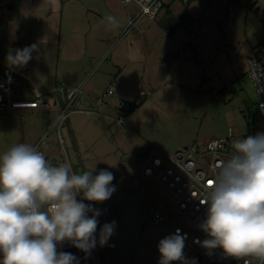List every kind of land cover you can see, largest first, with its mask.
I'll return each mask as SVG.
<instances>
[{
	"label": "rangeland",
	"instance_id": "1",
	"mask_svg": "<svg viewBox=\"0 0 264 264\" xmlns=\"http://www.w3.org/2000/svg\"><path fill=\"white\" fill-rule=\"evenodd\" d=\"M189 1L195 2L191 6V20H198L199 23L194 37L189 38L188 32L185 33L193 45L185 47L187 52L184 59L190 62L185 64L191 65L187 71L194 78V92L176 95L175 101L168 100L164 105L149 102L141 106L146 98L140 96L134 100L132 109L119 112L125 120L121 126L105 119L71 114L68 119L70 129L68 122L61 127L65 156L57 144L55 131H51L46 138L51 145L47 147L45 155L54 165L68 163L77 173L95 169L93 175L100 170L114 174L112 185L115 191L108 200L102 203L83 201L99 211L98 220L115 222L113 233L103 246L99 243L100 228H97L95 247L100 264L109 263L110 253L113 264H159V241L173 235V227L180 222L165 186L154 178L141 176V163L148 154L171 155L180 142L190 139L186 146L213 137L225 138L230 132L236 138L264 132V118L248 77L247 62V58L260 45L258 39L264 35V10L258 11L254 0H230L229 4L236 6V13L229 24L226 20L227 9L222 1L205 3L209 11L207 18L201 17L203 9L196 5L200 0ZM82 2L88 5L95 2L101 6L103 4V0H76L72 4L78 6ZM108 2L115 17L105 9L97 13L85 8L79 31L72 28L69 17V14L79 13L78 9L72 10L67 6L62 12L61 3L55 15L51 14L30 25L25 24L21 35L17 34V27L21 23H13L9 34L0 35V63L9 65L6 56L17 46L38 44L39 52H33V58L25 66L12 67L25 87L46 91L53 85L56 76L57 82L63 81L57 71L61 70L66 50L78 43L79 46L86 44L92 47L96 37L118 28L123 17L127 23L128 12L134 11L133 7L120 4L119 0ZM174 4L186 11L182 0H174ZM108 17H113L115 22L109 21ZM2 18L6 26L8 18L6 15ZM94 19L97 24L91 28ZM211 21L224 33V44L217 29L210 27ZM178 34L175 37L177 40L171 39L176 45L184 36V33ZM117 37L114 35L103 39L107 44L108 40L111 41L112 46ZM164 39L169 40L168 37ZM126 40H120L118 45L122 46ZM110 64L109 57L95 71L94 78L113 71L115 74L118 69L113 67L111 70ZM109 76L116 87L118 84ZM134 78L132 73L126 72L119 83L120 87H127L132 93L137 85ZM124 84L127 86L124 87ZM213 91L219 94L214 95ZM53 116L47 111L0 112V155L17 144L31 146L45 134ZM81 198V194H78L77 199ZM157 211L163 215L159 224L153 219ZM183 253V261L172 264H207L198 260L195 250L185 243Z\"/></svg>",
	"mask_w": 264,
	"mask_h": 264
},
{
	"label": "clouds",
	"instance_id": "2",
	"mask_svg": "<svg viewBox=\"0 0 264 264\" xmlns=\"http://www.w3.org/2000/svg\"><path fill=\"white\" fill-rule=\"evenodd\" d=\"M33 52H39L36 43L10 50L6 60L23 67ZM230 147L231 155L209 181L207 214L200 224L208 238L201 246L232 257L264 258V132L235 139ZM94 170L77 173L68 163L54 165L27 144L0 155V264H76L72 253L57 250L65 242L90 253L100 213L83 201L102 203L115 191L114 174L100 170L93 175ZM114 223L100 228L101 246ZM183 249L179 234L161 239L159 264L183 261Z\"/></svg>",
	"mask_w": 264,
	"mask_h": 264
},
{
	"label": "built area",
	"instance_id": "3",
	"mask_svg": "<svg viewBox=\"0 0 264 264\" xmlns=\"http://www.w3.org/2000/svg\"><path fill=\"white\" fill-rule=\"evenodd\" d=\"M12 0L0 1V13L3 8ZM160 0H120L127 7H133L129 11L127 23L122 33L113 42L105 59L111 49L132 29L137 27L139 21L150 15ZM187 3V0H183ZM203 9L202 17L209 16L208 10L203 2H200ZM132 10V9H131ZM236 12L235 5H229L226 20L231 22ZM210 27L216 28L220 35V41L225 43L223 32L214 22L209 23ZM199 27L198 20H191L185 26L189 38L195 36ZM17 46L16 49H23ZM248 77L253 85L256 94L257 105L264 118V42H262L247 58ZM97 70L94 66L88 74L90 77ZM22 82L16 76L14 68L10 65L0 63V112H41L51 111L54 116L46 127V132L33 143L32 147L45 155L44 148L48 146L46 138L51 131H55L57 144L65 156L63 148V137L61 127L68 121L71 114H90L97 111L104 103L105 97L113 95V86L109 85L105 90L96 96L97 108L89 110L78 107V100L84 93V84L70 86L66 81L56 82L47 91L34 90L32 93L23 92ZM151 91L142 89L139 92L141 97H148ZM218 95V91H213ZM114 122L117 125L125 124L123 115L118 113ZM236 138L230 132L225 138L213 137L204 142L195 141L189 146L179 147L171 155L153 154L148 156L141 163V176L143 178H154L160 181L166 188L168 196L180 216V222L173 227V235L179 234L184 238V243L195 250L198 259L207 264H264V258L255 256L232 257L224 254L220 248L206 249L202 247V241L207 235L200 229V224L205 220L207 214L206 200L209 190V181L214 180L218 166L221 161L229 158L231 143ZM246 138V137H245ZM45 158L50 161L49 157ZM154 222L159 224L163 215L157 211L153 215ZM58 251L72 253L76 258V264H100L96 247L90 253H84L72 246L70 242L57 245ZM2 259V254H0Z\"/></svg>",
	"mask_w": 264,
	"mask_h": 264
},
{
	"label": "crops",
	"instance_id": "4",
	"mask_svg": "<svg viewBox=\"0 0 264 264\" xmlns=\"http://www.w3.org/2000/svg\"><path fill=\"white\" fill-rule=\"evenodd\" d=\"M75 1L76 0H12L5 6L6 9H3L5 11L4 14L0 16V35H4L7 32L9 34V30L13 23H21L20 26H18L19 28L17 27V34L21 35L24 32L25 24L30 25V23L47 18L51 14L55 15L60 3L62 6V12L67 6L69 9L72 8V10L78 9L79 13L69 14L72 21V28L77 31H79L82 27L81 24L84 20L83 16L85 14V8L93 9L94 12L97 13H101L102 10L105 9L107 12H110L113 17H115L108 0H103L102 6L99 2H95V4L90 3L88 5L85 3L86 1L79 3L77 4L78 6H76L75 4H72ZM218 1H222L225 9L228 10L230 0ZM200 2H203L205 5L206 2L212 3L215 2V0H200ZM200 2H196V5L201 7ZM119 3L121 4L120 0ZM182 3H184L183 0ZM190 3L191 2L189 0H187V3H184L186 5V11L183 12L179 7L175 6L174 0H160V2H158V4L154 7L152 13L143 17L139 21L138 27L130 30L125 35L123 39L127 38V40L124 41V44H122V46L118 45V43L123 40L121 39V41H119L111 49L110 54L105 59H103V57L111 48V41L108 40L107 44L106 40L103 38L108 39L107 37L111 38L114 35L119 36L126 26L125 17H123V21L120 23L118 28L111 30L105 35H99L100 37H96V43H94L92 47H88L86 44H81L79 46L78 43V45L76 44L74 48L70 47L68 51L66 50L61 70L57 71V75L59 72V76H62L63 81H66L70 86L84 84V93L78 100V107L89 110H95V108H97V94L103 92L109 85H112V79L109 75H111L113 80L118 84L116 87L112 85L113 95L105 97L104 103L99 109H97V111L90 114H74H83L98 119H105L109 122H114V118H116L120 111L123 109L127 111V107L125 105L134 104V100L140 98L139 92L142 89H149L151 93L148 97H145L146 100L141 104V106L149 102L155 104L159 102L158 104L164 105L167 104L168 100L171 102L175 101L174 99L176 98V95L180 96L184 92H194V78L189 74V71H187V68L191 67V65L189 66V64H185L188 60L184 59L186 58L185 54L187 52L185 47L193 45L190 40L186 38L187 34L185 33L187 32L185 27L180 25L173 30L172 34L168 35L160 25V22H162L165 17L170 15L174 17L185 16V22L191 21V6L194 5L195 2ZM254 3L257 5L258 11L264 10V0H254ZM1 13H3V11ZM3 15H6L8 18L6 26L4 24L5 20L2 18ZM152 15H154L153 18L151 17ZM85 19L88 20L90 18L85 17ZM96 24L97 20L94 19L91 28ZM179 32L180 34L184 33V36L181 41L178 42L179 44L176 45V43L171 39L177 40L175 37L179 35ZM164 35H167L165 37H168L169 40H165ZM258 40V44L264 42V35H262ZM109 57L111 70H113V67L118 69L115 74L113 71V73L109 72L106 76L101 74L94 78V74L96 73L94 72L90 77H88V73L94 66L97 65L98 70L100 65L104 61H107ZM126 72L132 73L135 77L134 79H137L136 88L132 93L130 92L131 90L125 87L127 86L126 84H124L125 88H121V85H119ZM57 81L56 76L54 83ZM21 89L27 94L32 93L35 90L29 86L25 87L23 83ZM47 112L53 113L49 110ZM67 124L70 129V123L68 122ZM190 140L180 142L176 149L178 147L188 145ZM50 145L51 144L48 143L47 147ZM47 147L44 148V152ZM148 156H150V154H148ZM51 160L55 161V158H52ZM98 221L99 228L103 227L106 223L113 222V220Z\"/></svg>",
	"mask_w": 264,
	"mask_h": 264
},
{
	"label": "trees",
	"instance_id": "5",
	"mask_svg": "<svg viewBox=\"0 0 264 264\" xmlns=\"http://www.w3.org/2000/svg\"><path fill=\"white\" fill-rule=\"evenodd\" d=\"M186 17L185 16H180V17H174V16H167L163 19L162 22H160L161 27L166 31L168 35L172 34L173 30L180 25H183L184 27L187 25L188 22H185ZM127 107V110L129 111L130 109L133 108L132 104L125 105ZM123 109V108H122ZM200 260V259H198Z\"/></svg>",
	"mask_w": 264,
	"mask_h": 264
},
{
	"label": "flooded vegetation",
	"instance_id": "6",
	"mask_svg": "<svg viewBox=\"0 0 264 264\" xmlns=\"http://www.w3.org/2000/svg\"><path fill=\"white\" fill-rule=\"evenodd\" d=\"M110 261H112V264H113V259H112V255H111V253H110V258H109V260H108V264H110Z\"/></svg>",
	"mask_w": 264,
	"mask_h": 264
},
{
	"label": "water",
	"instance_id": "7",
	"mask_svg": "<svg viewBox=\"0 0 264 264\" xmlns=\"http://www.w3.org/2000/svg\"><path fill=\"white\" fill-rule=\"evenodd\" d=\"M110 264H112V261H110Z\"/></svg>",
	"mask_w": 264,
	"mask_h": 264
}]
</instances>
